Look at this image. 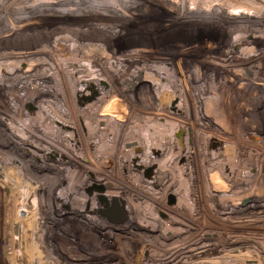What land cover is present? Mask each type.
<instances>
[{"label": "rangeland", "instance_id": "rangeland-1", "mask_svg": "<svg viewBox=\"0 0 264 264\" xmlns=\"http://www.w3.org/2000/svg\"><path fill=\"white\" fill-rule=\"evenodd\" d=\"M35 15L28 21H11L12 29L0 34V264H264V206L242 210L250 202L248 196L264 200V107L260 109L264 96L258 99V92L238 90L239 85H246L245 89L263 91L264 77H257L252 87L253 82L232 83L236 75L209 76L217 58L206 44L217 41L212 39L219 36L217 20L222 17L216 15L218 26L213 30L203 18L195 17L192 23L177 19L178 25L172 28L132 29L118 35L102 15L88 18L91 23L82 26L70 19L61 28H54L57 22L48 13ZM251 28L249 37L242 35L233 43L243 56L250 57L243 59L259 65V70L264 64V27L252 24ZM134 31L160 48L161 56L149 62L157 63L163 56L165 64L158 75L128 76L124 70H133L140 61L141 69L149 64L135 40H122L134 38ZM10 40L27 51L45 50L51 41L61 40L56 46L63 44L66 50L56 48L52 53L62 81L52 75L42 81L21 73L6 75L20 51L12 48ZM121 45L114 52V46ZM125 52L139 59L119 61L122 71L112 74L116 70L110 58ZM45 54L49 58L45 51L32 56ZM186 57L209 67L208 76L205 70L193 68L195 63ZM79 61H85L86 71L77 77L69 75L67 69H80ZM15 66L25 69L19 62ZM189 69L194 73L187 76ZM85 73L103 74L108 83L104 92L79 107L72 90ZM93 103V111L83 109ZM176 103L178 110L173 107ZM43 106L58 116L65 107V124L75 131L68 126L67 133L72 134L65 137L52 123L48 124L51 129L46 128L50 119L41 113ZM101 107H107V116L97 114ZM16 122L24 129L19 130ZM85 122L102 129L88 132ZM159 133L164 138L157 140ZM209 137L221 138L222 147L207 145ZM133 141L140 149L145 144L152 148L162 144L155 159L182 153L190 161L176 158V166L187 163L186 168L164 172L162 181L151 186L156 193L151 196L126 178L127 171L136 176L135 168H142L138 161L133 165L128 159L129 154L138 156L141 151L126 147ZM223 148L231 154L230 160L223 159L227 167L219 168L221 157L206 159L202 164L211 170L204 172L202 182L195 153H222ZM55 152L63 157L61 163L51 161ZM42 153L48 155L45 162ZM92 174L113 185L102 186L106 183L94 181ZM56 177L58 182H52ZM176 177L190 185L191 195L184 203H178L181 190ZM71 178L73 183L68 185ZM101 190L117 195L114 199L120 204L110 206L109 199L107 203L98 200ZM81 198L83 202L78 201ZM103 207L114 208V220L98 214ZM63 212L74 226L67 228ZM87 224L93 232L83 227ZM209 248L224 250L223 258L209 262Z\"/></svg>", "mask_w": 264, "mask_h": 264}, {"label": "bare ground", "instance_id": "bare-ground-1", "mask_svg": "<svg viewBox=\"0 0 264 264\" xmlns=\"http://www.w3.org/2000/svg\"><path fill=\"white\" fill-rule=\"evenodd\" d=\"M51 1L52 0H31V1L30 0H0V34L3 32V30L5 28L8 30L12 29V25L10 23L11 21H14V22H16V21L19 22L21 20L28 21L29 19L37 17L35 14L41 15L44 11H49V9H53L54 7H52L51 5L54 6L55 3H54V1L53 2H51ZM166 1L167 2L171 1L176 10L182 8L181 9L182 11L180 10L181 12H183V10H186L187 13L190 12L191 15H193V16H197V17L205 16L204 19L206 21L205 23L207 24L206 27H208L209 30L210 29L213 30L214 27L217 28V26H218L216 24L217 22L221 23V25H223V26L225 25V27H227V28H230L226 34H227V36H230L231 40H226V42L223 41L224 43L222 42V44H221V46L224 47L223 51L227 52V53L229 52V50H227L226 48H227V46H229L228 45L229 42L230 43L235 42L236 37H237L236 39L240 40L241 39L240 37L242 35L249 37L248 32H250V31H248V29H250L252 27V24L254 26H256V28H258V26L264 27V0H165L164 3H167ZM95 5L99 9H101L103 7V6H101V3L99 1ZM216 15L219 17H222V18L220 19V22L217 20V22L214 23V21L217 19ZM230 30H232V31H230ZM260 30H262V29L260 28ZM235 34H238L240 36H235ZM63 41H66V40H63ZM51 42L55 43V44L52 45V43H51V46L46 48L45 50H43V48L42 49L39 48L38 51H36V50L27 51V50H22V48H24V47H21V45H19L20 47L17 46L16 40H14V41L12 40L10 43V44H12L11 45L12 48L20 50V51H17L18 52L17 54L19 55V57H15V60L17 63L19 62V64H24L25 69L20 70L18 68V66H15V63H16L15 62L14 65L9 70L4 69L5 74L8 76H13V75L20 76L21 74H23L24 77L29 76L28 78H30L33 81H35V79L42 81L45 77L52 75L55 77L57 76L56 81L59 82L58 80H61L62 78L61 77L59 78L58 75L59 74L61 75V73H58V71L56 70V67H55L57 65V63L53 61L54 58H55V61L58 59L56 57V54H53L52 52H54V51L56 52V48H58V49L62 48L63 50H66V47L65 46L63 47L62 46L63 44H61V46L60 45L56 46V44H59V42H61V40H55V42L54 41H51ZM225 45H227V46H225ZM72 46H73V44H72ZM122 46L123 45H121L119 47H122ZM69 49H71V51H73V48H69ZM207 49L209 50V52H211V50H213V49H211L210 46H207ZM44 51L46 53L49 52V54H50L49 58H48V56H46V54L41 56V57H33L32 56V55L37 56L38 54H43ZM203 51H204V55H205V53L207 51L206 50H203ZM14 56H16V53H14ZM194 60L195 59H191V61H190L192 63L193 62L195 63V64H193L194 65L193 68L200 71V69L202 68L203 65L196 64V62L199 60H197V61L196 60L194 61ZM64 61L66 62L65 59H64ZM110 61L115 62L116 60L111 59ZM223 62L224 61H222V59H219L215 64L216 67L219 69L221 67H223L225 64ZM84 63H85V61L84 62L79 61L76 64L78 66V68H80V69H76V68L67 69L68 74L69 75L73 74L72 76H76V75L78 76L79 75L78 73L80 72L79 70L82 69V71H86V69H84V68L87 66H85ZM70 64H72V62H70ZM89 64L90 63L88 62L87 65H89ZM242 64H244V65H242ZM245 65H251V63H249L248 60L233 62V64L231 63V66L235 67V68H233L232 71L234 73V71H237L236 69H239V67H242L240 69L241 71H239V73L236 72L237 77L241 79V81L239 80V83L243 82V84H244L245 82H251V83L253 82V84H254L253 86L255 87V85L257 84V82H256L257 79L255 81H253L246 76L247 67H245V71H243V66H245ZM30 66H32V68H31L32 70L28 71V68ZM252 66H254V65L252 64ZM190 73L192 74V73H194V71H191V69L189 71H187V76L190 75ZM63 74H66V73H63ZM85 74H86L85 76H83L81 78H77V79H79V81L77 83H74L73 90H72L73 96L76 97L77 104L79 105V107L81 105L87 103V102L82 101V96L89 95L91 88L96 93L104 92L105 91L104 85H106V82H107V80L104 78L103 74H100V73H93V74L85 73ZM195 74H197V73H195ZM32 75H34L35 77H32ZM168 75H171V74H168ZM239 75H240V77H239ZM220 76L224 77L226 75H223V73H222V75H220ZM148 77H151V75L149 74ZM75 80H76V78H75ZM75 80H74V82H75ZM125 82H128V84H129V83H131V79H125ZM245 86L239 85L238 90L245 92V93L248 92V93H254V94H256V92H258V97H259L258 99H260L261 97L264 96V89H263V91L256 89V87L245 89ZM57 90H58V92H61V93L63 92V89H60V87H58ZM96 96H97V94H96ZM94 98H93V100H94ZM173 107L175 110H178V104L177 103L174 104ZM263 107L264 106H261L260 109L263 110ZM63 108H62V110L60 109V112H59V114L61 115V116L59 115L60 117L56 113L51 112L49 110V108L44 107V106L42 107L41 113L45 114V116L50 119V122H47L46 124H44V126L46 128L51 129L48 124L52 123L56 127V128H54L55 131H57V132L60 131V134H62L65 137H68L70 134H72V131L68 135L66 128L70 125H66L65 120H64L68 116L67 115L68 113H66L67 111L65 110V107H63ZM75 108H76V106H75ZM83 109L86 111H93L94 109H96V104L95 103L90 104L86 108H83ZM98 109H99V112L97 114H99L102 117L107 116L109 114L107 111L108 110L107 107L106 108L101 107ZM243 109L245 110L246 108H242V110ZM104 119H106V118H104ZM16 124H17V128L19 130L24 129V126L22 125V123L16 122ZM83 126L88 127V132L93 131V134L95 132H97V129H99V128L102 129V127H97L96 125H93L92 122L91 123L85 122V124L83 123ZM70 128L73 131H75L74 127L70 126ZM155 137L158 138L157 140L162 139V137L164 138L163 134H160V133L156 134ZM147 138L148 137H146V139ZM143 139H144V137H143ZM154 139L155 138H152V141ZM148 140H149V138H148ZM172 142H174V141H172ZM222 142H223V140L219 137H217V138L209 137L208 141H207V145L208 144L209 145H215V144L221 145ZM179 143H180V141H179ZM161 145L162 144H159V145H156L155 147L152 148V146L150 144L149 145L145 144V145H143V147L141 146L142 148L140 149L138 147V142L133 141L131 146H135L134 147L135 150L140 149L141 151L139 150L140 154L138 156L135 155L134 153H132L131 155L129 154V157H128L129 161H131V163L133 165H138V162H139V164L142 165L141 166L142 168H139V169L135 168L136 169L135 171L137 174L136 176L135 175L132 176L131 173H128V171H127L126 175H128L129 178H128V176L126 178L128 180H132L133 182H130V183L132 185L136 186L138 189L142 190L143 193L150 194L151 196L153 194H156L155 191L151 189V186L154 184L156 186V182L162 181L161 178L163 177L164 172H166V171L168 172V171L172 170V171H175L176 173H178V172H182V170L186 168L185 166L187 163H185V166H180V165L176 166V164L174 163V160L176 158H178V157L184 158L188 163L190 161L189 155L188 154L184 155L182 153L176 154V156L170 155V154L167 155L165 153L166 155H164L163 157H161L159 159H155L156 158L155 154L158 152V148ZM180 146H183V143H180ZM221 147H222V145H221ZM159 151H160V149H159ZM221 152L223 154L222 153H216V152H210V151H208V153L207 152L206 153H203V152L202 153H198V152L195 153V157L197 159L196 161H198L199 173H200V178H201L202 182H204L206 180V178L204 179V172H208L209 170H211L210 165L204 167V165L202 164L203 162H206V159H208L209 161H213V160L217 161L218 157H221L222 159L219 158V160H221L220 165H218L219 168H221L222 166H224L225 168L227 167L224 164L223 159L225 161L230 160L231 154H229L227 152V150L224 148ZM53 154H54V158L51 161L54 162V164L61 163L60 160H62L63 157H61V155L57 154L56 152ZM46 156H48V155L43 154L41 160L43 159L42 161H44V162L46 160H48V159H46ZM223 156H224V158H223ZM200 163H201V166H200ZM49 164H51V163H49ZM152 165L156 166L155 170H154V168L151 167ZM208 174H206V176ZM92 175H93L94 181H96L98 183H102L104 181V180H101V178L100 179L96 178L95 177L96 175L95 176H94V174H92ZM71 176H73V175L71 174L70 177ZM209 177H210V175H209ZM176 178L179 180L178 177H176ZM57 179H58L57 177H56V179L52 178V180H53L52 182H58ZM73 181H76V178ZM104 182L106 184L104 185V183H103L102 186L109 187L110 185H113L111 182L109 183V181H104ZM72 183L73 182H72V178H71L68 180V185H71ZM178 184H179V188L181 190L180 195H179L180 197L178 198V203H184L187 200L186 198L189 195H191L190 190H189L190 185L186 186L183 179L181 181L179 180ZM101 192L102 193H98L99 194L98 200L107 203V201H108L107 199H109L110 200V206L114 205L115 203L118 202L116 199H114L117 195L110 194V192H106L105 190H101ZM61 193H63V192H61ZM58 195L61 196L60 194H58ZM100 198H102V199H100ZM247 200L250 202L247 205H245L244 207H242V210H248V209L250 210V209H253L254 206L255 207L264 206V200L262 198L257 199L253 196H250V197L248 196L246 201ZM78 201L83 202V199L81 198ZM117 204H120V203H117ZM123 204L127 205V203H125V202H123ZM64 205H66V204H64ZM104 209L110 210V216H114L115 213H114L113 207H110V208L107 207ZM21 210L25 211L24 209H21ZM119 210H121V209H119ZM254 210L255 209H253V211ZM97 212H102V211L98 210ZM61 214L64 215L65 213L63 212Z\"/></svg>", "mask_w": 264, "mask_h": 264}, {"label": "flooded vegetation", "instance_id": "flooded-vegetation-1", "mask_svg": "<svg viewBox=\"0 0 264 264\" xmlns=\"http://www.w3.org/2000/svg\"><path fill=\"white\" fill-rule=\"evenodd\" d=\"M53 1H54L55 5L54 6L51 5V6L54 8L49 9V11H45V12L48 13V15H47L48 17H51L53 19L54 23L57 22V23H55L54 28L66 27V25L68 23L72 22L70 19H76L75 22H77L80 26H82L83 25L82 23H84V22H88V23L90 22L91 23V21H87L88 18H94V17L98 18V16L102 15L103 17H101V18L107 19L108 22H110V28L115 29L116 32L118 33V35H120L122 33L126 34V32L130 33L131 32L130 30H132V29L142 30V29H150V28H172V27L178 25L179 20L176 21L177 19H180L182 22L188 21L189 23H192V21L195 20V17H197V16L191 15L190 12L187 13L186 10H183V12H181L182 11L181 7H180L181 9L176 10L171 1L170 2L166 1L167 3H164L165 0H102V1L101 0H52L51 2H53ZM98 1L101 3V6H103L101 9H99L95 5ZM45 12H43V13H45ZM199 18H203V20H205L204 19L205 16H201ZM57 25H59V26H57ZM121 29H123V30L121 31ZM229 29L230 28L225 27V25L224 26L221 25V27L219 29V36L212 39V40H217V41L208 42L206 44L207 46H210L211 49H213L209 53H211L212 55H214L217 58L216 60H214L215 61L214 64H216V62L219 59H222V61H224L223 63H225L224 66L221 67L220 69L217 68L216 65L214 67H212L214 72L212 71L211 73H209V76L212 73L217 74V75H222V73H223V75H229V76L236 75V77H237V73L236 72L233 73V71H232L233 68H235V67H232L231 63L233 64V62H237V61L239 62V61H242L244 59H250V57L247 55L243 56L240 48L239 49L237 48V46L235 44L236 42L235 43L229 42L228 43L229 46L225 45V46H227L226 49L229 50L228 53L223 51L224 47L221 46L222 42L223 41L226 42V40H231L230 36H227V34H226ZM230 31H232V30H230ZM113 34H115V33H113ZM235 36H236V34H235ZM133 37L134 38L128 37V38H125L122 40H135L134 42H135L136 46L143 50V53H141V54L143 56H145V59L148 60V63L153 60V57L158 58L157 56H159V57L161 56V54L159 52L160 48L158 49L157 45L154 48L153 45H155L156 43H151L152 40H148L150 38H144L145 36L141 32L136 33L135 31L133 32ZM110 40H114V39H110ZM146 40H148V41H146ZM141 41H143V42H141ZM134 42L131 44H134ZM212 43L215 45H213ZM123 45H124V43H123ZM117 47L120 48L119 46H114V52H115ZM123 47H128L130 49L134 48L133 46L126 45V44ZM164 48L166 49V47H164ZM122 49H124V48H122ZM153 53H154V55H153ZM156 53H157V55H156ZM118 55H121V56H119V58L114 57V56H112V58H110V60L111 59L116 60L115 62H111L112 63L111 66L112 67L114 66V68L116 70V71L112 72V74H115V75H119L120 71H122L121 70L122 68H120L121 66L118 63L119 61H122V60L124 61V60H128V59H130V61H133V60L136 61V59H139L136 57L131 58L127 52H125V54L120 53ZM150 56H152V57H150ZM188 58L189 57H186V60L190 61V58L189 59ZM156 61H158V62L147 64L144 67L145 69H143V68L141 69V67H140L141 61H140L139 62L140 65H135L137 69L134 68L133 70L132 69H124V70L126 71L128 76L136 75L137 77H139V76L141 77V76H148L149 74L151 76L152 75H158V72L162 69V67L164 66L165 63H163V61H164L163 56L161 57V59H157ZM152 62H154V61H152ZM123 66H125V64H122V67ZM129 66L131 67V65H129ZM202 67H203V69L201 68L200 70H203V71L205 70V72H206L205 75L208 76L207 73L209 72V67L204 66V65ZM245 67H247L246 76L249 79L253 80L254 78L257 79V77H262V76L264 77V64L260 65L261 68L259 70L257 69L258 65L252 66V64H251V65H245ZM245 67H244V70H245ZM79 71H82V69ZM125 71L123 73H125ZM160 73H162V72H160ZM237 80H239L238 77H237ZM237 80L233 81L232 83H235V84L237 83V85H238L239 82H237ZM252 87H254V86H252ZM101 211L102 212H98V214L101 217H103L104 219H106L107 221L111 222L112 220L115 219L114 216H110V210H101ZM62 217H63V219H66V221H67V225H66L67 228L74 226L71 223H68V220H67V217L65 214ZM87 225L86 226L83 225V227H86L87 231L93 232L94 230L91 227H89V224H87ZM95 230H97V229H95ZM128 247L130 248L131 246L128 245L127 248Z\"/></svg>", "mask_w": 264, "mask_h": 264}, {"label": "built area", "instance_id": "built-area-1", "mask_svg": "<svg viewBox=\"0 0 264 264\" xmlns=\"http://www.w3.org/2000/svg\"><path fill=\"white\" fill-rule=\"evenodd\" d=\"M209 255H208V260H209V262L211 261V260H214V261H216L217 259L220 261L223 257V253H224V250H222V249H220V248H217V249H215V248H209ZM252 263H254V264H256V262L255 261H251ZM214 263H216V262H214Z\"/></svg>", "mask_w": 264, "mask_h": 264}, {"label": "water", "instance_id": "water-1", "mask_svg": "<svg viewBox=\"0 0 264 264\" xmlns=\"http://www.w3.org/2000/svg\"><path fill=\"white\" fill-rule=\"evenodd\" d=\"M96 94H97V93L91 88L89 95H87V96H82V101H83V102L91 101V100L96 96ZM78 102H79V101H78ZM81 104H82V103H81ZM131 144H132V142H128V143H126L125 145H126V147H128V146L131 145ZM248 264H254V263L250 262V263H248Z\"/></svg>", "mask_w": 264, "mask_h": 264}]
</instances>
